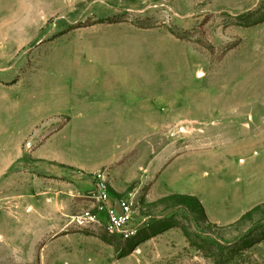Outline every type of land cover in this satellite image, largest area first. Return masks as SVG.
Here are the masks:
<instances>
[{
  "label": "rangeland",
  "instance_id": "1",
  "mask_svg": "<svg viewBox=\"0 0 264 264\" xmlns=\"http://www.w3.org/2000/svg\"><path fill=\"white\" fill-rule=\"evenodd\" d=\"M219 91L246 97L214 106ZM78 99L135 123H91L86 159L105 162L54 176V264H264V0H0V156ZM149 106L166 122L108 138L142 130ZM100 170L136 195L137 237L69 224Z\"/></svg>",
  "mask_w": 264,
  "mask_h": 264
},
{
  "label": "crops",
  "instance_id": "2",
  "mask_svg": "<svg viewBox=\"0 0 264 264\" xmlns=\"http://www.w3.org/2000/svg\"><path fill=\"white\" fill-rule=\"evenodd\" d=\"M219 94L216 99L211 98L214 106H227L238 101L240 103L246 97L244 94L242 99L236 96L230 101L228 93L219 91ZM86 100L88 99H78L76 104L66 109L70 113L67 122L32 124L34 128L31 133L23 136L22 132H18L16 138L11 136L15 139L14 146L7 144L3 149L0 156V264H54L57 255L54 249L56 229L61 230L66 223V220L64 223L62 219H56V208L60 210V206L56 207L55 204L54 176L68 175L76 168L93 172L105 162L91 164L86 159L87 144L94 140L86 131L88 127L94 126L91 123H135L124 119L116 120L115 114L107 117L99 114L98 104H90ZM150 100L148 96V102ZM111 101L103 106L102 112H110V115L113 110L118 112L117 109L128 108L127 99L121 101L120 105H113ZM93 109L95 113H91ZM176 109L178 108L174 107L171 110ZM148 110L147 119L139 122L145 124L142 130L136 131V134L132 131L133 128L131 132L113 130L108 138L112 135L117 142L119 138L126 142H133L135 138L144 139L148 135L150 123L166 122L165 118L152 119L150 112L154 109L149 106ZM224 148L222 153L230 149L226 146ZM163 158L162 152L156 156L153 171H156L155 166L158 167L163 162ZM170 166L173 163L165 162L158 169L157 175L161 174L158 181L166 175ZM148 170L151 171V167ZM74 188L66 185V190L75 195L77 188ZM62 208L68 212L69 203L63 204Z\"/></svg>",
  "mask_w": 264,
  "mask_h": 264
},
{
  "label": "built area",
  "instance_id": "3",
  "mask_svg": "<svg viewBox=\"0 0 264 264\" xmlns=\"http://www.w3.org/2000/svg\"><path fill=\"white\" fill-rule=\"evenodd\" d=\"M91 181V187L83 195L85 207L71 217L69 224L80 229L103 226L126 240L137 237L142 227L136 222L139 209L136 195L114 197L108 174L103 170L94 172Z\"/></svg>",
  "mask_w": 264,
  "mask_h": 264
},
{
  "label": "trees",
  "instance_id": "4",
  "mask_svg": "<svg viewBox=\"0 0 264 264\" xmlns=\"http://www.w3.org/2000/svg\"><path fill=\"white\" fill-rule=\"evenodd\" d=\"M101 22H105V20H101ZM109 22V21H108ZM110 22H114V21H110Z\"/></svg>",
  "mask_w": 264,
  "mask_h": 264
},
{
  "label": "bare ground",
  "instance_id": "5",
  "mask_svg": "<svg viewBox=\"0 0 264 264\" xmlns=\"http://www.w3.org/2000/svg\"><path fill=\"white\" fill-rule=\"evenodd\" d=\"M202 75V74H201Z\"/></svg>",
  "mask_w": 264,
  "mask_h": 264
}]
</instances>
